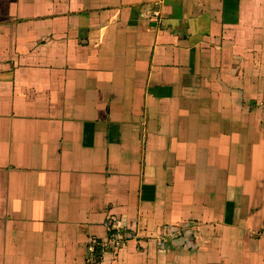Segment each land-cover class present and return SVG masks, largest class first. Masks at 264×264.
I'll return each mask as SVG.
<instances>
[{
    "label": "crops",
    "instance_id": "crops-1",
    "mask_svg": "<svg viewBox=\"0 0 264 264\" xmlns=\"http://www.w3.org/2000/svg\"><path fill=\"white\" fill-rule=\"evenodd\" d=\"M0 264H264V0H0Z\"/></svg>",
    "mask_w": 264,
    "mask_h": 264
},
{
    "label": "built area",
    "instance_id": "built-area-1",
    "mask_svg": "<svg viewBox=\"0 0 264 264\" xmlns=\"http://www.w3.org/2000/svg\"><path fill=\"white\" fill-rule=\"evenodd\" d=\"M106 225L110 229L108 236L104 239L94 238L88 243L87 247L90 258H96L100 251L108 249L116 250L120 248L126 240L140 237L139 232L132 225L127 224L122 217L111 215L106 220ZM169 233L175 238H179L183 232L177 229H172ZM161 241L162 240L160 239L159 242ZM161 243L163 245L165 242Z\"/></svg>",
    "mask_w": 264,
    "mask_h": 264
}]
</instances>
